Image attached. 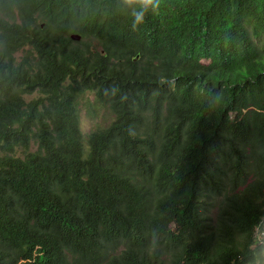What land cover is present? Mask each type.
I'll use <instances>...</instances> for the list:
<instances>
[{"label":"trees","instance_id":"16d2710c","mask_svg":"<svg viewBox=\"0 0 264 264\" xmlns=\"http://www.w3.org/2000/svg\"><path fill=\"white\" fill-rule=\"evenodd\" d=\"M45 1L0 0V21L15 32L20 48L30 46L36 56L34 66L24 63L28 58L12 60L6 49L10 31L0 32V219L19 233L33 220L61 239L75 220L91 216L81 170L93 182L111 174L125 184L126 169L103 171L90 161L130 135L140 122L138 112L150 104L155 123L164 127L151 143L158 148L155 164L165 152L166 182L183 168L196 177L207 173L222 157L214 156L222 134L231 135L254 163L259 153L264 157V0H162L159 13L135 32L116 0H54L62 10L41 26L32 11ZM69 26L82 36L71 52L58 34ZM84 105L113 116L106 127H91L87 140L79 120ZM33 146L49 165L44 157L39 165ZM19 147L24 150L17 156ZM135 158L131 152L128 163ZM154 182L158 197L172 195ZM65 188L74 197L59 193ZM21 191L24 208L11 204ZM235 196L220 210L235 206ZM130 197L144 209L146 191ZM135 212L133 207L126 216ZM223 219L199 225L221 234ZM245 219L248 225L238 222L243 235L254 230L252 209ZM21 235L14 241H22Z\"/></svg>","mask_w":264,"mask_h":264},{"label":"clouds","instance_id":"9594fccd","mask_svg":"<svg viewBox=\"0 0 264 264\" xmlns=\"http://www.w3.org/2000/svg\"><path fill=\"white\" fill-rule=\"evenodd\" d=\"M161 6L162 0H116L115 5L120 14L130 19L133 32L149 16L158 14ZM61 10V3L46 0L32 11L33 22L45 26L48 18ZM16 23L21 22L17 20ZM6 30L10 31L6 46L9 57L15 62L28 58L24 63L34 66L36 56L32 48H20L15 41V32L0 21V32L7 36ZM58 31L65 51L71 52L82 40L73 26ZM35 97H38L37 93L24 96L27 102ZM154 108L155 104H150L138 112L135 119L140 122L134 131L130 135L123 134L118 144L115 140L90 161L92 167L103 171L126 169L130 175L126 183L120 184L111 174L93 182L89 174L81 170L87 185L91 216L75 220L63 231L61 239L52 238L33 220L25 224V233H19L13 223L0 219V264H151L150 258L155 264H264V157L259 153L254 163L245 150L236 146L231 135L222 134L214 154L222 157L206 170L207 173L201 172L196 177L183 168L182 173L175 171L166 182L162 171L166 164L165 152L155 164L158 148L156 143H151L159 132L164 131L163 126L155 123ZM110 117L113 120L111 114ZM111 119L100 127L109 125ZM90 133V130L86 134L82 132L85 140ZM139 138H142L141 143ZM85 146L89 148L86 141ZM15 150L19 156L24 148ZM37 150L41 153H36ZM32 151L39 165L43 157L44 163L49 165L42 149L33 146ZM131 152L136 153V158L128 163ZM175 178L179 179L173 185ZM155 180L172 195L158 197ZM133 184L137 189H129ZM135 190L146 191L143 210L136 203L137 199L130 197ZM60 192L71 198L75 194L67 188ZM233 193H236L235 206L220 210ZM25 197L21 191L11 204L24 208L21 202ZM133 207L136 212L128 218L126 215ZM249 209L253 211L255 226L252 233L243 235L238 222L248 225L245 215ZM220 218H224L220 222L221 234L213 235L199 225L204 220L218 221ZM20 234L22 241L15 242ZM247 241H250L249 245H246Z\"/></svg>","mask_w":264,"mask_h":264},{"label":"rangeland","instance_id":"374dc122","mask_svg":"<svg viewBox=\"0 0 264 264\" xmlns=\"http://www.w3.org/2000/svg\"><path fill=\"white\" fill-rule=\"evenodd\" d=\"M84 98L85 101L91 100L87 97ZM86 107L87 106L85 107L82 106L81 111L79 112L80 128L84 134L88 133L91 127L96 125H105L110 121L111 117L108 112H105L104 110H100L101 108H97V107H93V109L90 107V111H88L86 110Z\"/></svg>","mask_w":264,"mask_h":264}]
</instances>
